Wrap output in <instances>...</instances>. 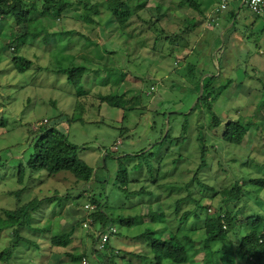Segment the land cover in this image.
Here are the masks:
<instances>
[{
  "label": "rangeland",
  "instance_id": "rangeland-1",
  "mask_svg": "<svg viewBox=\"0 0 264 264\" xmlns=\"http://www.w3.org/2000/svg\"><path fill=\"white\" fill-rule=\"evenodd\" d=\"M89 1L92 8L98 7V13L93 16L95 22L83 21L82 8L77 3L49 29L47 43L38 37L28 45L17 42L10 46L18 29L12 20H9L10 25L0 22V215L4 209L14 210L35 198L44 199L34 212L31 226L26 225L19 232V236L37 247L20 245L13 264H144L136 256H152L145 234L168 229L163 235L165 239L171 231L184 244L188 236L196 242L204 241V231L198 225L183 226V214L197 208L202 194L205 195L202 204L212 203L213 207L208 210L211 214L213 208L221 204L220 190H231L237 180L242 184L250 178L264 176L259 165L264 164V15H254L242 6L241 0H228V10L212 26L211 22H206V15L218 9L220 0H197V5L205 11L201 10L202 14L181 0H130L129 4L138 12L123 32L113 22L104 0ZM12 5L19 3L12 0ZM159 6L162 9H158ZM42 7L40 4V11ZM35 18L41 21L44 17L38 13ZM159 46L165 48L163 54L159 53ZM153 48L159 51H152ZM117 52L121 59L113 54ZM18 57L23 58L20 61L23 66L31 63L30 70L24 74L19 73L13 61ZM86 60L109 69L120 70L125 65L129 71L127 77H133L120 85L116 83L119 75H113L111 87L95 86L102 81L100 68L101 73L91 72L86 81L92 94L79 98L67 76L59 70L60 66L86 64ZM93 65L98 69L96 63ZM96 75L99 77L95 80ZM139 76L143 84L134 78ZM213 76L218 78L211 82L210 95L206 96L208 102L199 103L201 88ZM219 87L224 88L220 93L217 91V94L223 92L218 98L215 90ZM87 88L84 83L79 87L81 92ZM142 90L155 94L143 99V110L126 114L98 98V92L102 91L104 96L119 93L131 99L138 97ZM60 113L70 114L73 121L79 120L71 126L64 120L57 127H62L70 141L81 148L80 156L96 171L95 181L80 185L67 172L52 178H42L46 173L40 172L35 175L36 184L30 186L28 183L25 189L17 179L18 167L34 153V133L40 128L37 122L46 123L49 118L56 121ZM163 113H167L165 120ZM231 120L244 125L260 123L249 126L248 138L243 145L235 146L225 143L219 135ZM186 121L190 126L187 135L183 134ZM154 122H157V130L152 128ZM169 123L171 138L183 135L188 140L182 147L171 140L161 148L158 144L149 159L151 173L146 165L132 171L138 164L137 159L124 160L131 169V192L144 190L143 195L128 199L110 189L107 205L110 218L137 220L133 227L122 225L120 221H104L108 224L105 232H114L104 249L108 256H116L109 263L110 258L106 254L102 256L96 246L104 233L103 225L91 226L92 220L84 221L92 190L98 193L100 184L107 178V153L101 149L107 147L108 150L119 136L122 124L136 136L126 138L118 154L150 149L149 143L154 145L160 138L161 128L167 134ZM199 130L205 132L202 145L197 139ZM119 142H123L122 138ZM203 145L207 149L206 167H202ZM118 154L116 159L120 157ZM115 163V159L109 161L112 171L116 169ZM196 173H199L198 180H194ZM203 185L216 191L205 190ZM20 189L24 191L19 198L8 195L9 191ZM147 192L149 195L145 194ZM246 194L252 201L256 200V195L264 196L251 186L247 187ZM90 208L95 210L96 206ZM153 213H164L165 223H156ZM234 217L241 220L239 210H235ZM46 224L47 230L36 231ZM53 232L71 234L70 245L65 249L51 247ZM12 236L11 229L0 234V252L9 246ZM231 237L232 242L237 240L233 234ZM70 254L86 256L76 262ZM190 257L186 264H215V260L219 264H229L233 251L227 248L224 260H214L210 249L197 256L192 249Z\"/></svg>",
  "mask_w": 264,
  "mask_h": 264
},
{
  "label": "trees",
  "instance_id": "trees-1",
  "mask_svg": "<svg viewBox=\"0 0 264 264\" xmlns=\"http://www.w3.org/2000/svg\"><path fill=\"white\" fill-rule=\"evenodd\" d=\"M104 1V5L107 6L111 12L113 22L118 27V29L124 32V30L130 27L135 17L134 14L138 11L129 4L130 0ZM181 1L189 4V7L195 9L196 11H199L200 13L203 11L202 13H205V11L197 5V0ZM11 2L12 0H0V22L10 25L9 20H12L13 25H15L18 29L16 36H13V39L10 41V46L15 45L17 42H22L25 45H28L37 41L38 37H41L43 42L47 43L49 29L52 28V26H54L58 20H62L66 13L69 12L75 5H77V3L81 5L83 21L87 24H93L95 22L93 16L98 13V7L92 8V4L89 0H32V2L29 3L27 0H17L19 5L12 6ZM40 4L43 6L42 11H40L39 8ZM100 7L102 6L100 5ZM158 9H162V6H159ZM218 9H216L215 12ZM215 12L206 15V22H211L210 24L212 26L213 23L215 24L220 19V17H216ZM38 13H41L42 17H44L41 18V21L35 18V15ZM159 47L161 48L159 53L163 54L165 52V48L163 46ZM152 51L159 50L157 48H153ZM113 54H116V56L119 55L118 52ZM121 55L124 56L123 54ZM22 59V57L13 59L16 69H18L20 74H24L30 70L29 65H31L30 62H27V64L23 66L20 62ZM119 59L121 58L119 57ZM16 62L18 63L16 64ZM86 62V64L76 65L75 67L69 66L65 68L64 66H60L59 70L61 74H65L67 76L69 84L74 87V91L76 90L74 93L79 98L86 95L88 96L90 93L92 94V91L89 89L91 86L88 85L86 81L89 78L88 76L91 72L96 74L97 72H100V68H102L103 71L101 76L102 81L100 84L96 83L95 86L101 85L106 89L108 86L111 87L110 81L113 75H119L120 78L116 83L120 85H122V83L128 78L127 74L129 71H127L125 65L121 66V69L118 70L116 68L109 69L106 66H100L101 63L95 61L86 60ZM94 63L98 65V69H95L93 65ZM103 75L108 76L103 77ZM130 76L133 77L132 75ZM97 77L99 76H94V79L96 80ZM131 77L128 79L130 80ZM134 78L136 81H140L141 84H143L144 80L142 77L139 76ZM216 78L218 77L213 76L210 82L205 81L203 87L204 94L199 98V103L203 101L206 103L208 102L206 96L210 95L209 91L211 82H214ZM82 83H84V85L88 88L81 92L79 87L82 85ZM77 88L79 89L78 91ZM223 88L224 87H219L216 89V94L217 91L220 93ZM101 92L102 91L98 92V98L102 102L108 103L111 108L122 110L125 114L133 110H143V99L149 96L152 97L153 94H155L154 91L150 92L148 90H142L138 97L129 99L127 97L125 98L126 94L121 95L117 93L104 96ZM219 93L217 94L218 98L223 92L221 94ZM195 110L196 107L193 109V111ZM162 115L164 116L165 120L167 118V113H163ZM56 118V121L49 118L50 121L47 119L46 123L43 120H39L37 122L38 124L40 123V128L37 133H34V137H36L33 145L34 153L29 159L23 160L18 167L17 179L21 185H25V189L28 188V183L30 186L36 184L35 175L39 174L40 172L46 173L42 178H52L60 173L67 172L72 174L75 177L76 182L80 183V185H90L95 181L96 171L80 156L81 148L76 143L70 141L68 135H66L63 129H61L62 127H57V124L63 122L64 120V123L67 121L69 126L75 124L74 122L77 123L79 120L73 121L72 116L70 114L67 115L66 113H60ZM57 120L59 122H57ZM80 121L83 120L81 119ZM83 123L86 122L83 121ZM259 123L260 121L257 123L250 122L244 125L241 121L231 120L225 125L223 131H221L219 135L225 143L241 146L248 138L249 126H258ZM154 124L155 125L152 128L157 130V122H154ZM218 125L219 124L215 125L214 127H217ZM168 127L169 131L167 134H165V129L161 128L158 136L160 138L156 140L154 145L152 142L149 143L150 149L143 148L138 151H132L131 154L126 152L118 154V151H120L119 147L126 143V138L131 139L136 136L135 132L131 133V129L127 128L125 124H122L119 136L113 141L109 147L110 149L108 148L107 150V147H102L101 151L107 153V155H105V169L107 172V178L104 183L100 184L98 193L92 190L89 203L86 204L88 205V208L85 210L86 215L84 216V221L86 223H89V221L92 220L93 223L91 226L102 224L104 232L108 227V224L104 223V221L107 219L110 220L108 223L120 221L122 225L124 224L128 227H133L135 225L137 218H130L129 220H124L123 218H110V215L107 211V205L110 202V189L115 192L114 194H121L128 199L132 198L134 195H143L142 193H144V190L141 191V193L131 192V169H129L128 166L124 164V160H126L125 158L130 161H134L135 159L138 160V164L134 165L133 168L131 167L132 171H138L146 165V168H149L148 170L150 172L152 167L150 160L155 154L153 150L158 144H160L159 147L161 148L167 142H169L168 140H171V143H174V145L182 147L188 140L187 136L183 135L177 136L176 138H171V123H169ZM59 129L63 132H61ZM189 129L190 126L186 121L183 127V134L187 135ZM204 133V130L198 131L197 139L199 143L201 142V145ZM119 138H122L123 142H119ZM205 148L206 146L203 145L202 157L204 162L202 167L207 166V160L205 156V151L207 149ZM109 152H113L115 155ZM117 154L120 156L118 159H116ZM121 156L126 157L121 158ZM113 159H115L116 162V169L114 171H112L109 166V161L112 162ZM259 165L262 168L261 170L264 172V164L259 163ZM198 175L199 173L195 174L194 180L199 179ZM203 186L205 190H209L211 192L216 191L215 188L211 186ZM248 186L253 187L264 195V176L250 178L242 184L240 180H237L231 190H220L218 195L221 194L223 197L221 204H218L216 207H214V212L211 214H209L208 210L213 207L212 203L207 202V204H202V201L205 199L204 194H202V200L198 202L197 208L194 211L183 214V226H186L187 224H191V226L198 225L200 230L204 231L206 238L204 241L196 242L191 236H188L186 237L187 244H184L181 242L179 237L176 236V234H173L171 231H169V238L165 239L163 235L168 231V229H164L160 232L150 231L145 234L144 237L148 242L152 256H136V258L142 260L144 264H186V262H189L191 259L190 252L192 249H194L196 256L210 249L214 260H224L227 254V248L231 247L233 251V257L229 264H264V196L256 195V200L252 201L251 198L246 194ZM23 191L24 190L22 189L16 190V192L15 190H11L8 192V195L19 198L23 194ZM145 194L149 195L148 192ZM43 200L44 199L35 198L31 202L19 206L17 209H4L2 211V215H0V234L5 229H11L13 230V236L11 237L12 240L9 243V246L0 252L1 264H13V262H15L14 257L16 256L17 258L16 250L20 245H24L25 247V244H29L31 246L37 247L35 243H30L27 239L19 236V232L22 227H25L26 225L31 226V223L34 219V212L37 208H39ZM179 203L180 201L178 204ZM91 205H95L96 209L92 210L90 208ZM235 210H239L241 213V220H236L234 217ZM153 215H156V223H165L166 218L164 213H153ZM48 228L49 226L46 224L43 229L38 228L36 231H45ZM232 234L237 237V240L234 242L231 241V239L233 240L231 237ZM110 242L111 241H109V243ZM70 243L71 234H58L53 232L52 238L50 240L51 247L65 249L70 245ZM98 243L99 240L98 242L96 241V246H98ZM105 251L106 250L100 251L102 256L105 254L107 255V251ZM84 256H86V254H83V256L70 254V257L76 262L81 261ZM108 258H110V263V261L115 260L116 256L109 255ZM215 264H219V262L215 260Z\"/></svg>",
  "mask_w": 264,
  "mask_h": 264
},
{
  "label": "built area",
  "instance_id": "built-area-1",
  "mask_svg": "<svg viewBox=\"0 0 264 264\" xmlns=\"http://www.w3.org/2000/svg\"><path fill=\"white\" fill-rule=\"evenodd\" d=\"M242 6L249 9L254 15H264V0H241ZM228 0H220L219 9L215 12L216 17H221L228 10ZM88 208V207H87ZM86 226V225H85ZM114 232L111 230L104 232L99 239L98 248L100 251L107 248Z\"/></svg>",
  "mask_w": 264,
  "mask_h": 264
},
{
  "label": "water",
  "instance_id": "water-1",
  "mask_svg": "<svg viewBox=\"0 0 264 264\" xmlns=\"http://www.w3.org/2000/svg\"><path fill=\"white\" fill-rule=\"evenodd\" d=\"M203 92H204V90H203V88H201V96H200V97H202V95H203Z\"/></svg>",
  "mask_w": 264,
  "mask_h": 264
},
{
  "label": "crops",
  "instance_id": "crops-1",
  "mask_svg": "<svg viewBox=\"0 0 264 264\" xmlns=\"http://www.w3.org/2000/svg\"><path fill=\"white\" fill-rule=\"evenodd\" d=\"M241 3H242V1H241Z\"/></svg>",
  "mask_w": 264,
  "mask_h": 264
}]
</instances>
